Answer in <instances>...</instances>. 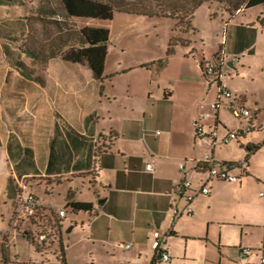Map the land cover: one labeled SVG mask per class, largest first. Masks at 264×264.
Instances as JSON below:
<instances>
[{"label":"crops","instance_id":"crops-1","mask_svg":"<svg viewBox=\"0 0 264 264\" xmlns=\"http://www.w3.org/2000/svg\"><path fill=\"white\" fill-rule=\"evenodd\" d=\"M95 21L68 16L63 0H0V59L12 68L0 73V147L11 167L4 199V206L10 208L6 216L2 215L0 229L3 257L11 244L26 239L28 230L34 232V225L24 223L15 228L11 221L18 183L24 181L43 204L51 203L57 190H61L65 203H93L96 215L76 213L81 223L75 221L71 228L81 226L93 244L111 250L119 264L194 262L188 258L194 240H211L218 245V252L200 257L199 264H264V164L260 171L250 162L264 145L248 159L246 149L248 144L264 141L248 139L243 144L238 138L245 152L236 159L213 148L219 164L246 163L239 180L210 181V193L191 203L193 213L175 219L171 208L183 210L186 201L174 193V187L184 178L198 187L207 177L194 163L205 151L197 139V125L206 126L201 121L202 113L197 111L175 121V111L162 105L172 99L173 93L159 87L155 99L158 108L148 112L153 122L123 119L117 126H102L105 117L101 106L105 99L112 101L105 94L104 75L97 79L87 64L67 62L62 54L51 56L52 49L65 51L78 46L77 32L81 28L103 27ZM186 37L183 39L189 43L179 44L186 48L197 45V31ZM21 62L27 66L26 71L20 70ZM32 62L47 63V69L40 70ZM244 102L243 96L239 103L247 108ZM231 106L236 108L231 104V111ZM258 115L255 112L251 116V126ZM219 122L216 119L217 137L219 125L227 130ZM182 162L186 163L185 172L179 168ZM149 163L152 170L146 167ZM84 189L93 195L79 198V191ZM251 192H255V198ZM42 217L36 219L41 222ZM60 228L63 243L62 225ZM157 230L170 233L168 262L157 261L151 248L152 234ZM249 236L253 241L245 240ZM129 243L132 246L126 248ZM244 248L251 249L246 257L241 256ZM29 262L51 264L39 257Z\"/></svg>","mask_w":264,"mask_h":264},{"label":"rangeland","instance_id":"rangeland-1","mask_svg":"<svg viewBox=\"0 0 264 264\" xmlns=\"http://www.w3.org/2000/svg\"><path fill=\"white\" fill-rule=\"evenodd\" d=\"M227 8L224 3L216 1L199 6L192 20L193 27L197 31V45L186 48L177 44L175 53L170 56H167V51L171 38L175 37L183 41L187 39L186 36L189 33L192 34L187 33L184 26H177V19L116 12L111 20H96V25L106 27L110 31L103 80L105 94L112 97V101L105 99L101 106L105 117L101 125L117 126L123 122V119L138 122L145 118L146 121L153 122L148 112L152 110L154 113L158 108L159 101L155 99L157 92L161 91L160 87L173 93L172 99L163 102L162 105L175 111V121L184 120L200 111L201 121L206 125L203 127L204 130L214 133L216 115H218L227 130L223 129L222 125L218 126L216 148L218 151L222 150L229 159H236L238 155L245 152L241 150V144L237 142L238 138L224 142L230 132L240 134L239 139L243 144L248 139L263 142L264 25L262 21H264V6L242 9L237 13L232 12L234 15H230ZM185 37L186 39H183ZM193 48L197 50L195 53ZM188 54L191 56L186 57ZM217 55L224 57L222 80L231 91V98L219 95L220 89L216 77L206 74L201 68V62L218 64ZM198 57H204V60ZM31 64L40 70L47 69V63L32 62ZM11 70L12 68L0 59V73ZM243 96L245 97L244 105L250 109L251 116L255 112L259 113L258 120L253 121V126L250 125L251 116L239 118L230 109L231 104H234L236 108H242L239 101ZM219 97L221 104L217 110L213 104L217 103ZM206 115L209 116L204 117ZM248 130L252 132L245 136L241 135L243 131ZM215 161L218 164L221 162L217 159ZM250 162L254 169L263 171L264 147L251 157ZM234 172L239 174L240 169H235ZM10 176L11 167L5 152L0 147V229L3 225L2 215L6 216L5 213L10 208V206H4L7 179ZM60 192L61 190H57L50 198L51 203L45 204L54 211L63 209L67 212V218L61 220L67 264H119V260L112 256L113 252L103 248L101 244L94 245L88 234L82 231L81 226L68 232L76 223L75 221L81 223V219L67 208V203ZM79 192L81 199L90 198L93 195L87 189ZM251 193V196L255 198V192ZM9 201L8 205L11 203ZM183 227L186 231L189 230L188 225ZM33 231L37 239L39 233L37 225L34 226ZM245 240L253 241V238L249 236ZM61 244L60 239L53 243L48 240L45 247L41 246L42 250L38 251L26 239H21L20 242L9 246L4 258L3 244L0 241V264H30L29 261L37 257L51 264H58L63 249ZM213 250L218 252V245L213 244L211 240L209 242L191 241L188 258L193 259L194 262H185L199 264L200 257L210 255ZM118 254L120 257L124 255L123 251ZM223 260L227 261V258ZM259 264L262 263L259 262Z\"/></svg>","mask_w":264,"mask_h":264},{"label":"trees","instance_id":"trees-1","mask_svg":"<svg viewBox=\"0 0 264 264\" xmlns=\"http://www.w3.org/2000/svg\"><path fill=\"white\" fill-rule=\"evenodd\" d=\"M212 1L224 3L226 7H228L227 9L230 15H234L232 12H239L243 7L251 8L255 6H264V0H63V5L68 16L92 18L98 21L113 19L116 12L144 17L174 18L178 20L177 26H184L187 33H196V29L192 24L193 14L203 3H210ZM262 23L264 25V21H262ZM109 39L110 31L108 28L85 26L77 32L76 42L78 46H70L65 51L63 48L58 50L52 49L51 56L62 54L63 59L67 62L87 64L93 71L95 78L102 79L105 72ZM179 43L186 45L189 42L187 40L180 41L175 37L171 38L167 56L175 52V46ZM218 58L219 55H217V59ZM161 65H163L162 62ZM19 68L21 71H26L28 69L23 62L19 64ZM216 82L218 84L220 83L218 79H216ZM231 107L233 108V106ZM216 119L217 124H219L218 116H216ZM263 145L264 142L261 144H248L246 147L248 151L247 159ZM222 164L235 166L239 169L246 166V163L241 165L240 163L224 162ZM197 170L206 172V165L198 164ZM45 206L39 208L37 213V217L39 215L43 216L41 222L35 219L32 225H37L39 228L38 237L40 234L50 231L53 235L61 238L59 232L61 229V220L64 218L59 217L57 211H54L47 205ZM67 208L74 213L88 212L91 216L96 215L94 205L91 202L69 200ZM55 220L57 221L55 222ZM28 232V235L25 236L28 242L38 251L42 250L41 246L45 247L47 242H39L38 239H35L34 232L29 230ZM53 242L52 240L51 243ZM61 245L63 249L58 264H67L65 259V247L63 243ZM155 261L156 259L153 260V263H155Z\"/></svg>","mask_w":264,"mask_h":264},{"label":"built area","instance_id":"built-area-1","mask_svg":"<svg viewBox=\"0 0 264 264\" xmlns=\"http://www.w3.org/2000/svg\"><path fill=\"white\" fill-rule=\"evenodd\" d=\"M218 64L214 63H204L203 69L205 72L209 75H213L216 77V79L219 80L218 87L220 89L219 95H225L228 98L232 97L231 91L225 86L222 80L223 76V65L224 60L223 57L219 55ZM221 104L220 97L218 98L217 103L213 104V107L218 110ZM233 113L236 114L239 118L241 117H249L251 116L250 109L247 108H233ZM209 115H206L204 117H207ZM246 131H243L245 133ZM159 133V132H158ZM240 137V134H237L235 132H230L228 134V137L224 140V142H229L233 139H237ZM197 139L199 142L203 145L205 148L203 156L199 160H195L194 163L196 166L198 164H204L206 165V174L207 177L200 186L195 187L190 179L184 178L180 183H178L174 187V193L178 195L179 197H182L186 201V207L181 210L178 207L173 206L171 209L173 211V214L175 216V219L183 216L184 214L191 215L193 213V210L191 208V203L194 201V199L200 195H208L210 193L209 188V182L212 180H222V181H228V182H237L240 178L238 174L234 172L236 169L235 166H228L224 164H218L213 156V148L216 147L217 143V134L216 131L214 133H209L204 130L203 126L200 124L197 125ZM241 165L243 163H240ZM147 169L152 170V164H147ZM180 171L185 172L186 170V163L182 162L179 165ZM45 204L41 203L37 197V195L34 193V191L30 188V185L27 182L21 181L18 183L16 198H15V205L12 213V224L15 228L22 226L24 223H28L32 225L33 220L37 218V213L39 208L44 207ZM46 207V206H45ZM58 215L61 218L66 217V211L60 210L58 211ZM170 233L163 234L161 231H154L152 234L153 240L151 242V248L155 252V256L157 261H163L168 262L171 260V257L168 253V250L166 248L167 245V239L169 237ZM52 236V237H51ZM58 237L56 235H53L50 231H47L45 233H42L37 238L39 242H48L52 240L55 242ZM132 246L131 243L126 244V248H130ZM251 252V249L244 248L241 250V256L246 257ZM264 262V258H263Z\"/></svg>","mask_w":264,"mask_h":264},{"label":"water","instance_id":"water-1","mask_svg":"<svg viewBox=\"0 0 264 264\" xmlns=\"http://www.w3.org/2000/svg\"><path fill=\"white\" fill-rule=\"evenodd\" d=\"M229 65H231V63H229ZM72 230V228H70L69 230H68V232H70Z\"/></svg>","mask_w":264,"mask_h":264}]
</instances>
